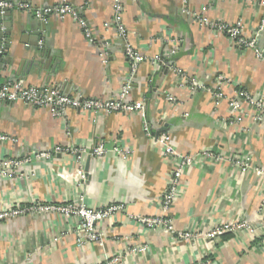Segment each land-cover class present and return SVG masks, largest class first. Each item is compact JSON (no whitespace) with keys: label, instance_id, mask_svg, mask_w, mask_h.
Returning <instances> with one entry per match:
<instances>
[{"label":"crops","instance_id":"crops-1","mask_svg":"<svg viewBox=\"0 0 264 264\" xmlns=\"http://www.w3.org/2000/svg\"><path fill=\"white\" fill-rule=\"evenodd\" d=\"M35 6H52L63 0H27ZM82 8L95 43L86 40L80 25L70 17H52L45 23L33 14L9 10L1 20L0 37L5 52L0 63V85L16 80L31 85H54L70 94L114 99L130 75L124 41L105 27L113 17V0H67ZM236 22L242 18L252 35L264 21V6L247 0H123V22L130 42L145 60L132 77L131 98L147 104L153 134L167 132L180 155H192L194 164L181 178L180 193L163 213L161 200L177 161L164 156L162 147L144 132L137 114L92 113L68 109L62 117L21 102H0V133L17 141L0 142V160L27 159L56 147H94L103 142L101 158L85 156V182L79 181L80 164L70 153L49 159L25 161L17 174L0 173V209L34 202L80 201L88 206L122 204L124 210L101 223L103 245L79 243L77 218L58 214L28 213L0 224V264H264V119L256 121L244 104L240 113L229 105L237 90L264 96V62L251 49L199 21ZM180 39L177 53L167 58L172 43ZM107 41L106 61L100 56ZM40 41L43 44L40 45ZM260 44L264 46V28ZM163 55L165 63L208 83L221 76L223 93L216 106L211 93H191L180 85L168 66L156 70L150 62ZM212 80V81H213ZM174 96L175 104L168 97ZM241 115V121L237 117ZM123 146L126 156L113 148ZM214 149L227 158L215 161L203 151ZM250 157L243 172L229 160ZM163 215L171 228L148 230L139 217ZM249 221L248 230L225 233L210 240L204 234L229 221ZM178 231L197 235L179 238ZM199 235V236H198ZM147 246L144 252L135 249Z\"/></svg>","mask_w":264,"mask_h":264},{"label":"built area","instance_id":"built-area-1","mask_svg":"<svg viewBox=\"0 0 264 264\" xmlns=\"http://www.w3.org/2000/svg\"><path fill=\"white\" fill-rule=\"evenodd\" d=\"M113 17L110 21L105 23V27L113 28L116 30L117 37L124 41V52L129 63L130 75L126 83L121 87V90L114 99H99L85 97L80 92L70 94L62 91L60 88L54 85H31L16 80H8L0 85V102L4 103H17L21 102L27 106L33 108H44L50 111L56 117H62L68 109H76L85 112L107 114L123 112L128 114H137L143 119V127L145 134L153 140H156L157 144L162 147L163 154L169 159L177 161L176 166L169 179V184L165 191V194L161 200L163 213L168 212L172 205L176 202L180 193L181 178L183 174L191 168L194 164L192 155H180L174 149L171 141V136L167 132L160 133L159 135L153 134L154 127L147 119V104L143 99L132 100V77L138 71L139 66L145 60L144 55L130 42L129 33L123 22V0H113ZM249 2H257L264 6V0H247ZM84 7H76L67 0L52 5V6H35L27 0H0V13L5 14L9 10H20L33 14L37 19L43 23H48L52 17L64 19L67 17L75 20L83 30L85 38L90 43H95L97 37L94 35L91 27L88 24L87 19L82 16L81 9ZM207 6L203 7L201 13L198 15L199 21L206 26H210L212 29L220 32L229 37L236 45L241 48L251 49L259 60L264 62V46L260 44L262 31L264 28V21L261 26L253 32L252 35H248L246 32L245 22L242 18L238 19L234 23L226 21H213L206 16ZM172 43L171 48L168 49L167 58H172L179 48L181 40L172 39L169 40ZM100 56L103 61H106L108 56L107 47L109 43L107 41H101ZM43 41H40V45ZM5 45L0 46V61L2 55L5 52ZM150 62L155 66L156 70H161L168 66L178 76L180 85L188 87L191 93L196 90H205L211 93L213 101L216 106H219L223 93L216 89L222 86V77L218 76L213 80V77L207 79L208 83L202 82L193 74L184 71L178 67H172L165 63L163 55H155L150 58ZM213 80V81H212ZM169 102L176 103L174 96L168 97ZM244 104H247L250 109L253 110L254 119L256 121H262L264 119V96L255 95L246 90L239 89L236 92L234 98L229 100V105L235 113H240ZM242 116L237 117L238 121H241ZM17 140L12 136L4 133H0V142L15 143ZM107 149L103 142L98 143L94 147H69L62 148L56 147L53 149V153L41 152L36 155H30L27 159H14L5 158L0 160V173L14 175L17 174L19 167L25 162L35 157H42L49 159L53 154L57 153H70L72 154L77 163H79V181L85 182L87 179L86 172L82 167V159L85 156H92L101 158L105 155ZM116 155H122L127 157V150L123 146L116 145L113 148ZM206 158L215 161H225L227 158L223 157L221 153H218L214 149H206L203 151ZM236 166L240 167L243 172L248 171L252 166L250 157L245 159H233L229 160ZM264 175V168L260 170ZM124 210L122 204H107L100 207L88 206L83 202V198L80 201H71L66 203H42L34 202L28 206L12 205L0 209V224L7 220L17 217H21L28 213L39 214H58L66 218H77V233L79 234V243L85 242H97L103 245L105 242V235L101 230L100 225L106 219H109L116 213H121ZM139 222L143 227L148 230H156L158 227L165 225L171 228V221L165 219L163 215H155L150 217H139ZM243 230H248L251 235L256 236L255 227L247 220L240 221H227L214 227L210 231L204 234V237L210 240L219 239L221 235L230 233L237 235ZM178 236L184 240H194L197 235L189 232L178 231ZM199 236V235H198ZM148 248L147 246L139 247L135 250L144 252ZM121 260V257L115 256L105 264H116ZM207 264H210L208 261Z\"/></svg>","mask_w":264,"mask_h":264},{"label":"water","instance_id":"water-1","mask_svg":"<svg viewBox=\"0 0 264 264\" xmlns=\"http://www.w3.org/2000/svg\"><path fill=\"white\" fill-rule=\"evenodd\" d=\"M6 14H7V13H5V14H1V13H0V18H1V20H3V19L6 17V16H5ZM41 25H42V26H41L42 29H46V26H45L46 24H45V23L42 22ZM5 26H6V25H4V24L2 23V25H1V27H0L1 30H2V28H4ZM0 36H1V35H0ZM2 44H4V43H3L2 37H0V46H1ZM4 48H5V47H4ZM0 63H1V61H0Z\"/></svg>","mask_w":264,"mask_h":264}]
</instances>
